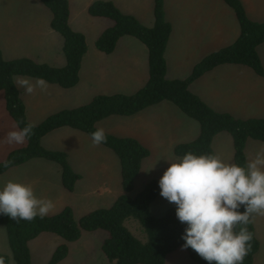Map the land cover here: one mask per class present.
<instances>
[{
    "label": "trees",
    "instance_id": "1",
    "mask_svg": "<svg viewBox=\"0 0 264 264\" xmlns=\"http://www.w3.org/2000/svg\"><path fill=\"white\" fill-rule=\"evenodd\" d=\"M51 12V28L62 38L63 66L39 62L29 57L7 59L0 48V91L5 108L17 127L29 123L26 105L15 83L16 76L43 78L49 84L62 88L74 87L79 82L82 59L88 44L83 32L70 24L69 0H39ZM234 11L239 35L230 44L214 50L201 58L185 78L168 79L165 51L172 31L165 13V0H153V24L146 26L134 15L123 12L111 0H94L88 7L91 16L107 17L113 25L104 29L95 40V47L106 54L112 53L123 36H131L143 43L148 52V78L133 93L95 95L88 103L74 108L61 109L33 124L32 135L23 146L11 150L0 161V174L33 158H43L59 165L63 186L73 191L81 175L77 173L66 151L49 149L42 144L47 134L61 128L79 130L90 137L98 127L96 123L111 115H134L147 107L168 101L199 125L198 135L188 142L178 143L173 153L176 157L191 151L197 155L214 154V137L227 132L233 140V162L245 165V147L249 139L264 143V117L239 118L229 112L217 111L191 91L190 85L205 73L222 64H238L251 68L264 77V65L258 46L264 42V20L251 19L241 0H224ZM106 142L101 145L110 149L119 159L122 193L108 207L93 209L76 217L71 206L59 212L39 216L31 221L12 220L0 215V224L6 229L9 246L16 264H33L29 241L42 232H51L64 242L56 247L47 264H57L69 252L68 242L77 241L83 231L104 230L107 233L101 249L106 264H166L168 254L181 248L184 224L175 216V207L166 209L162 216H154L150 205L158 195L156 179L146 183L141 191L131 196L135 179L140 173L144 159L150 151L138 139L117 136L106 132ZM243 210V209H241ZM128 217L135 218L146 234V241L136 238L124 225ZM240 226H236L235 231ZM252 232L251 251L242 264H253L259 249L254 224L247 226ZM193 264H207L190 248L185 249ZM0 260L8 264L9 257L0 252Z\"/></svg>",
    "mask_w": 264,
    "mask_h": 264
},
{
    "label": "crops",
    "instance_id": "2",
    "mask_svg": "<svg viewBox=\"0 0 264 264\" xmlns=\"http://www.w3.org/2000/svg\"><path fill=\"white\" fill-rule=\"evenodd\" d=\"M93 1L69 0L70 24L75 30L85 34L88 44L87 52L81 62L79 82L74 88L81 86L92 90L98 88L97 90H100L98 94H128L130 91H109L110 82L120 75V83L130 84L127 86L131 87V90L137 88V91L148 78L147 48L136 38L123 36L112 53L106 54L99 51L95 47V40L104 29L113 25V21L107 17L91 16L88 13V7ZM111 1L123 12L136 16L144 25L151 26L153 24V0ZM241 1L251 19L264 20V0ZM165 13L172 26L165 51L166 77L168 79L185 78L183 74L189 75L193 66L201 58L232 43L239 35V24L236 15L224 0H165ZM53 31L51 28V30H47V33L52 36ZM36 33L39 35L41 32L37 31ZM55 33L59 35L57 32ZM88 34L91 36L90 41L87 37ZM263 45L264 42L258 46L257 50L264 65V55L261 53ZM144 54L147 56L146 63L143 61ZM121 75H125V82L121 80ZM49 85L58 87L51 89L54 91L59 89L60 93H66L68 89L55 84ZM123 88L128 87H120L121 90ZM190 89L217 111L229 112L239 118L264 117V77L257 75L247 66L238 64L219 65L192 82ZM21 97L27 111V102L22 96V91ZM173 109L170 102H160L134 114L135 119L139 122L137 126L135 125V128L125 125L118 126L109 133L138 139L150 151V155L146 159H152L157 154V144H161L162 139L170 135L176 125V119L171 118L169 114V112L174 111ZM161 124H165L166 127L170 128L168 134L161 130ZM78 133L79 130L76 129L61 128L47 134L42 139V144L46 148L66 151L71 166L81 175L73 191H69L63 186L59 165L43 158H33L21 165L9 168L0 174V180L4 179L5 182L14 180L30 184L34 194H39H36L38 198L52 200L54 207L47 215L55 214L65 206H71L77 218L93 210L89 208L92 197H102L110 189L107 180L100 174L101 168L105 167L104 163L99 160L98 162L89 163V152L81 147L80 140L82 136ZM171 139L174 140V138ZM219 140L221 143L226 142L229 147L232 145L231 156H234L231 135L217 134L212 144L214 142L219 143ZM188 141L190 140L178 143ZM25 143L26 141L23 145ZM178 143H175V145ZM59 144L69 146V148L62 149ZM175 145H173V149ZM262 145L264 143L249 139L245 147L246 160L254 158L255 152ZM214 154L216 155L215 150ZM152 160L143 161L142 165H147ZM79 162L84 164L82 168H80ZM94 163H97V165L94 166ZM75 200H78V202L84 201L87 204L75 205ZM106 236L107 233L104 230L83 231L77 241L67 243L69 247L68 255L57 264H68L67 261H71L72 249L78 253V258L81 260L80 263L74 264H96L97 250H102L101 246ZM63 242L64 240L61 237L51 232H42L29 241L32 263L36 264V260L37 264H47L56 247ZM83 249L84 252L81 253ZM176 251L168 254L166 261L176 257L173 256L176 255L174 254ZM106 263L107 258L104 264Z\"/></svg>",
    "mask_w": 264,
    "mask_h": 264
},
{
    "label": "clouds",
    "instance_id": "3",
    "mask_svg": "<svg viewBox=\"0 0 264 264\" xmlns=\"http://www.w3.org/2000/svg\"><path fill=\"white\" fill-rule=\"evenodd\" d=\"M16 84L26 94L48 87L41 77L20 78ZM33 127L30 122L14 126L3 142L23 144ZM90 139L94 146L106 142L105 131L97 128ZM165 160L169 166L158 180L159 195L175 205V216L185 225L181 249L190 248L207 264H242L252 248L253 234L247 226L264 215V145L245 165L191 151ZM53 207L52 200L38 198L30 184L8 180L0 185V215L12 220L44 218Z\"/></svg>",
    "mask_w": 264,
    "mask_h": 264
},
{
    "label": "rangeland",
    "instance_id": "4",
    "mask_svg": "<svg viewBox=\"0 0 264 264\" xmlns=\"http://www.w3.org/2000/svg\"><path fill=\"white\" fill-rule=\"evenodd\" d=\"M50 21V11L38 0H0V47L4 56L7 59L16 57H29L40 62L49 63L51 65H64L65 57L62 52V39L54 31L52 34L54 37L47 33V30H51ZM37 31H40L41 33L37 35ZM87 37L90 41V34H88ZM261 53L264 55V45L261 47ZM143 61L144 63L147 62V56L145 54ZM183 75V77L188 76V74ZM121 76V80L125 82V75ZM119 77L120 75L116 76L115 79L110 82L109 91H130L129 93L136 91L137 88H135V90H131V87L127 86L130 84L120 83ZM20 78H28L32 81H35V78L16 76L14 78L15 83ZM47 85L48 87L46 91L36 89L32 94H26L23 89L19 87V89L22 91L23 98L27 102L26 114L28 121L32 124L39 123L49 115L61 109L74 108L88 103L95 94L100 93V90H97L98 88L92 90L82 86L78 88H68L66 93H60L59 89L57 91L51 89L58 87L49 85V83H47ZM125 86L128 88H123V90L120 89V87ZM170 104L172 103L170 102ZM172 106L174 111L169 112V114L171 118L176 119V125L173 127L170 135H168L166 138H163V141L160 142L161 144H157V154L152 158L153 160L146 159L144 161L146 162L148 160H152L151 163L142 165L140 173L135 179L133 190L130 192L131 196H134L139 191H141L146 183H148V181L151 179H156L157 181L159 180L164 170L169 166L168 161L165 159L172 160L178 158L173 154V145H175V143L191 140L198 134V123L194 119L182 113L174 104H172ZM134 116L135 115H111L98 121L96 126L98 128H102L106 132L112 131L115 127H121L124 125L135 128V125L137 126L139 122ZM14 126L16 125L9 117L5 109L3 93L0 91V160H2L9 151L24 144L8 145L7 143L3 142L6 133L12 130ZM160 128L165 132V134H168L170 131V128L166 127L165 124H161ZM78 134H81L82 136L80 140V144H82L81 147L85 148V150L89 152V163L94 161L98 162V160L104 163L105 167L101 168L100 174L107 180L110 189V191L106 192L102 197L93 196V199L89 203V208L94 209L99 207H108L113 203L118 194L122 192L119 159L116 154L107 147L101 144L94 146L91 143L90 137H88L85 133L79 131ZM219 134L228 133L221 132ZM171 138H174V140ZM213 146L217 156L226 162L234 163L233 156H231L232 145L229 147L226 142L221 143L219 140V143L214 142L212 144V147ZM59 147L62 149L65 147L69 148V146L62 144H59ZM79 164L80 168H82L84 165L82 162H79ZM96 165L97 163H94V166ZM4 182V179L0 180V185H2ZM36 194L39 195L38 193H35V195ZM74 203L75 205L79 206L87 204V202H78V200H75ZM171 206L175 207L174 204H170L165 199H163L158 192L157 197L150 205V210L154 216H162L166 209ZM253 224L260 243L259 249L255 254L253 264H264V215L256 216ZM124 225L140 241H146V234L135 218L128 217L125 220ZM84 249L81 250V253L84 252ZM0 252L4 254L7 253L6 255L9 257L8 264H16L11 253L6 229L1 224ZM174 254L176 255L173 256L176 257H174L172 260L169 259L166 261V264H193L185 250L180 249ZM70 260L71 261H67L68 264L81 262V260L78 258V253L74 249H72ZM105 261V255L103 254L102 250L98 249L96 264H104ZM35 263L37 264L36 260Z\"/></svg>",
    "mask_w": 264,
    "mask_h": 264
}]
</instances>
